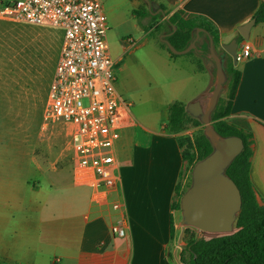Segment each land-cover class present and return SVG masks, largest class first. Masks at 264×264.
<instances>
[{
    "label": "crops",
    "instance_id": "0c3cea01",
    "mask_svg": "<svg viewBox=\"0 0 264 264\" xmlns=\"http://www.w3.org/2000/svg\"><path fill=\"white\" fill-rule=\"evenodd\" d=\"M156 2L159 8H166V16L167 13L169 16L183 11L210 18L219 28L221 46L235 39L239 40L240 47L245 42L252 45V56L236 66L242 73V79L228 120L254 135L251 179L259 202L264 204V22L256 23L249 40L243 39L239 31L240 26L254 18L263 0ZM0 20L10 21L2 17ZM202 43L200 35L196 49L199 54L186 58L184 64L177 60L184 55L173 58L163 51L167 61L177 64L188 80L200 79L190 101L198 97L206 100L213 87L211 64L203 62L200 63L202 69L199 67L197 56H203ZM201 78H207L205 83H201ZM134 123L133 115L122 135ZM144 127L149 133L174 141L167 150L161 169L149 171L145 177L146 193L141 191L138 194L133 189L131 195L126 194L121 178L107 197L96 201L94 189L75 183L73 171L71 182L65 170L47 172L45 167L40 166L39 160L19 157L22 164L3 165L4 160L0 157V238L20 232L22 238L30 243L26 244L25 253L14 258L16 264H183L171 242V218L174 217L176 229L178 223H182V211L173 208V204L177 186L180 183L184 186L187 182L185 175L182 178L186 168L183 150L177 134ZM121 138L118 142L119 159ZM30 162L39 164L36 165L38 173L47 180L41 177L32 180L27 176L31 173L28 168ZM130 164L128 160L127 165ZM17 171H23L22 179L14 176ZM4 172L7 173L6 178L1 176ZM23 189L25 193L21 192ZM115 203H119L121 208L115 209ZM17 213L37 216V220L28 221L27 218V221L12 223ZM117 223H123L127 228L126 237L112 233V227ZM172 254L176 260L171 258Z\"/></svg>",
    "mask_w": 264,
    "mask_h": 264
},
{
    "label": "rangeland",
    "instance_id": "374dc122",
    "mask_svg": "<svg viewBox=\"0 0 264 264\" xmlns=\"http://www.w3.org/2000/svg\"><path fill=\"white\" fill-rule=\"evenodd\" d=\"M13 1L16 0H0V10ZM104 4L110 27L108 42L116 62L117 89L131 104L135 121L120 141V176L126 194L131 195L133 189L138 194L141 191L146 193L145 177L149 171L161 169L167 150L174 141L149 133L144 126L170 133L165 127L171 103L177 100L186 104L191 102L190 96L200 79L188 80L177 64L168 62L164 57L165 52L161 49L166 29H155L156 24L164 20L162 12L151 9L154 15L161 14L157 21H153L150 16L141 18L137 15V12L150 8L146 0H105ZM132 38L136 44L129 49ZM62 42L63 32L59 29L0 20V157L4 160L3 165L22 164L19 157L39 160L40 166L45 167L47 172L65 170L68 179L73 182L70 177L75 165V151L70 129L66 123H52L45 118L48 90ZM196 53L199 54L194 50L177 60L184 64L186 58L196 57ZM197 57L200 63L211 64L214 84L215 62L208 54ZM201 79V83L207 80ZM225 91L226 88L221 97L226 95ZM202 132V126L190 124L175 133L185 139L182 150L188 154L185 159L187 183L192 176L189 155L197 152ZM128 160L130 165H127ZM39 164L30 162L28 168L31 173L27 176L32 180L40 177L47 180L39 175ZM1 176L6 178L7 173ZM14 176L22 179L24 173L17 171ZM21 192L25 193V189ZM29 215L17 213L12 223L37 220V216ZM178 224L176 237L171 242L173 250L177 249L179 254L185 245L187 227L183 228L181 222ZM18 233V236L12 233L0 238V264H16L14 258L26 252V244L30 243ZM197 234L210 237L198 231ZM16 237L18 240H15ZM41 240L44 238L41 237ZM171 258L176 260L174 254Z\"/></svg>",
    "mask_w": 264,
    "mask_h": 264
},
{
    "label": "built area",
    "instance_id": "2783aa9c",
    "mask_svg": "<svg viewBox=\"0 0 264 264\" xmlns=\"http://www.w3.org/2000/svg\"><path fill=\"white\" fill-rule=\"evenodd\" d=\"M104 3L105 0H16L0 10V17L12 22L63 32L45 118L68 125L75 151L74 181L94 189L96 201L107 197L121 180L118 142L133 120L131 104L117 89ZM132 40L131 47L136 44ZM252 54V45L245 42L237 53L238 61ZM114 208L120 209L121 205L115 203ZM112 233L123 238L127 228L117 223Z\"/></svg>",
    "mask_w": 264,
    "mask_h": 264
},
{
    "label": "trees",
    "instance_id": "16d2710c",
    "mask_svg": "<svg viewBox=\"0 0 264 264\" xmlns=\"http://www.w3.org/2000/svg\"><path fill=\"white\" fill-rule=\"evenodd\" d=\"M150 1L156 2L157 0ZM160 8L166 10L163 6ZM137 15L141 18L150 16L153 21H157L161 17V14L154 15L150 8L142 12H137ZM254 17L257 18V24L264 22V2L261 3ZM175 27L176 30H174ZM164 28L168 35L167 39L178 50H184L189 47L196 37L197 29H204L205 32H200L203 40L201 45L203 56L209 54V40L210 37L213 38L215 48L224 61V67L229 76V80L225 91L226 95L220 98L212 115V120L216 130L220 134L224 136H240L245 142L243 152L227 170V174L236 182L241 190L243 198V207L237 220L236 231L232 234L207 238L200 237L196 229L187 227L184 235L185 245L179 252L180 261L185 264H264V204L259 202L251 179L254 135L228 120L242 79V73L234 65L232 57L221 46L219 28L210 18L199 14H187L183 11H176L165 18L163 22L157 23L155 27L157 30ZM163 48L161 50H167L166 52L173 58L180 56L174 54L166 43H164ZM199 67L202 69L200 62ZM190 124L195 126L200 125L203 128L202 135L198 141L197 152L189 155V165L191 166L192 174L195 164L207 157L213 151V147L204 134L203 123L187 111V104L180 101L172 102L169 107L165 129L170 133H179ZM184 142L185 139L179 137L181 148ZM187 155L183 152L184 161ZM184 175L185 173L182 178ZM191 184L192 176L189 183L186 182L184 186L180 183L177 186L173 208L182 211L181 199ZM176 230L174 217H172V241L176 237Z\"/></svg>",
    "mask_w": 264,
    "mask_h": 264
},
{
    "label": "water",
    "instance_id": "95a60500",
    "mask_svg": "<svg viewBox=\"0 0 264 264\" xmlns=\"http://www.w3.org/2000/svg\"><path fill=\"white\" fill-rule=\"evenodd\" d=\"M146 1L150 9L162 12L164 17L167 18L165 11L159 8L157 2ZM256 23L257 18L254 17L248 23L239 27L243 39H250L251 29ZM174 30H176V27ZM200 32H205V30L198 28L195 39L184 50L176 49L167 39L168 35H165L164 41L174 54L184 55L198 48L197 41ZM222 47L232 57L234 65L237 66L239 63L237 58L240 49L239 40L235 39L228 44H223ZM209 49L208 56L216 64L213 87L207 95L206 102L198 97L187 104V111L203 123L204 134L210 141L213 151L195 164L192 172V184L181 199V208L183 228L191 227L203 235L215 237L232 234L236 231L237 220L243 207V198L241 190L227 174V170L243 152L245 142L240 136L220 134L214 126L212 115L219 103L222 92L227 86L229 76L225 70L224 61L215 48L212 37L209 40Z\"/></svg>",
    "mask_w": 264,
    "mask_h": 264
}]
</instances>
